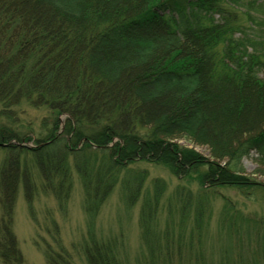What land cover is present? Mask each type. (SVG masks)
<instances>
[{
	"label": "trees",
	"instance_id": "1",
	"mask_svg": "<svg viewBox=\"0 0 264 264\" xmlns=\"http://www.w3.org/2000/svg\"><path fill=\"white\" fill-rule=\"evenodd\" d=\"M23 103L50 110L32 147L11 142L30 139L16 126ZM180 136L207 145L224 163L172 142ZM1 149L2 264H28L14 227L22 183L37 222L36 173L24 153L32 155L44 192L61 204L73 186L74 155L90 216L86 264H130L117 242L99 239L93 227L128 164L153 161L178 176L192 169L201 185L214 187L241 184L243 161L252 156L264 173V0H0ZM143 179L129 186L131 205ZM163 183L156 181L142 205L147 264H178L193 207L190 194L178 191L180 235L172 243L176 217L164 231L158 227ZM207 202L195 204L198 228L208 223ZM48 233L47 264H75L57 223Z\"/></svg>",
	"mask_w": 264,
	"mask_h": 264
},
{
	"label": "rangeland",
	"instance_id": "2",
	"mask_svg": "<svg viewBox=\"0 0 264 264\" xmlns=\"http://www.w3.org/2000/svg\"><path fill=\"white\" fill-rule=\"evenodd\" d=\"M248 2L250 0H244ZM47 108H35L23 103L17 108L19 115L17 127L30 138L29 140H13L28 147L34 146L36 137L41 132V126L49 118ZM62 125L66 117L62 116ZM117 139L114 140V142ZM172 142L186 148L194 149L204 158L220 165L224 159L213 156L209 147L198 144L185 136L173 138ZM82 144H79V147ZM7 154L5 149L0 150V160ZM30 169L36 173L38 193L35 195L33 207L37 222L33 220L27 201V187L22 183L15 209V233L19 246L28 264H47L43 248L47 242H53L49 229L53 222L57 223L62 240L72 253L75 264H86L83 253L85 241L88 239L90 216L84 207L85 192L81 175L74 166V155L70 154L69 163L72 170L73 186L69 198L60 203L52 194L44 192L43 178L39 175L31 154L22 155ZM101 164V157L95 160ZM245 171L239 173L243 182L233 185L214 187L205 183L200 184L199 173L187 169L188 175L178 176L170 168L148 160H138L128 164L120 171L118 184L96 215L95 225L97 236L101 240H113L118 244L121 258L130 264H147L151 262L150 252L142 236L140 217L143 202L155 192L157 180L165 183L164 192L159 208V229L167 228L169 217H176L174 222L175 234L170 233V240L177 245L180 235V215L178 191L190 194L193 207L189 212L190 218L183 228L186 240L181 259H175L178 264H264V187H253L247 182L255 179L264 184V173L259 170L255 156L244 159ZM206 167H203L205 171ZM143 175L142 190L135 204L131 205L127 199L129 186L138 176ZM163 183V184H164ZM206 198L208 223L198 228L194 224L196 216L195 204L198 199ZM179 225H178V224ZM167 241L162 237V242ZM38 244V245H37ZM164 245V244H162ZM189 247H193L192 249ZM162 260L164 256L161 257ZM163 262V261H162ZM0 264H2L0 262Z\"/></svg>",
	"mask_w": 264,
	"mask_h": 264
}]
</instances>
